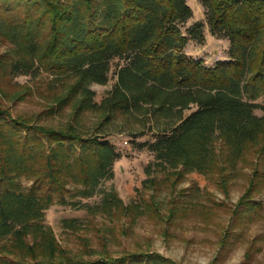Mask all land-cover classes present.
<instances>
[{"label": "trees", "instance_id": "1", "mask_svg": "<svg viewBox=\"0 0 264 264\" xmlns=\"http://www.w3.org/2000/svg\"><path fill=\"white\" fill-rule=\"evenodd\" d=\"M198 2L211 37L229 44L228 59L213 67L184 53L190 41L205 42L204 23L188 26V0H0V41L7 46L0 54V264H173L156 253L75 261L45 223L50 207L75 206L68 196L91 198L113 177L116 147L84 137L73 124L89 111H102L106 121L153 117L157 137L138 145L154 156L146 173L154 167L178 182L190 173L216 176L226 195V172L254 152L257 163L233 215L240 224L264 218L255 200L264 191V106L257 103L264 97V0ZM115 59L123 63L117 82L97 104L90 86L107 84ZM42 74L64 85L49 114L75 111L65 130L14 118L3 107L31 94L17 78ZM105 207L128 210L115 193Z\"/></svg>", "mask_w": 264, "mask_h": 264}, {"label": "rangeland", "instance_id": "2", "mask_svg": "<svg viewBox=\"0 0 264 264\" xmlns=\"http://www.w3.org/2000/svg\"><path fill=\"white\" fill-rule=\"evenodd\" d=\"M188 4L194 15L188 26L204 23L205 42L190 41L185 55L202 60L207 67L227 60L228 42L211 37L198 0H188ZM6 50L7 46L0 41V54ZM121 65L118 59L111 61L107 84L90 86L95 92V103L100 104L111 92ZM55 81L47 74L36 80L19 77L16 82L27 83L31 94L21 102L6 100L2 102L3 107L14 118L65 130L76 114L71 107L60 114H49L55 98L64 92L63 83ZM6 88L8 93L15 92L11 86ZM257 103L264 106V97ZM255 114L263 116L261 111ZM159 123L162 125L165 121ZM73 124L84 137L106 138L116 147L120 158L114 163L113 177L103 180L91 198L68 196V203L75 206L54 205L46 211L45 223L70 258L93 262L105 255L118 258L134 253H156L173 264H264V218L240 224L233 215L252 178L257 163L254 152L233 173L226 172L229 178L226 195L216 176L190 173L178 182L154 167L149 175L146 173L154 156L138 145L151 143L157 137L159 129L153 117L142 113L118 114L106 121L102 111L95 110L83 113ZM215 146L224 161L222 144L217 142ZM110 193H115L128 210L107 209L105 199ZM255 200L264 208V191ZM64 221H73V225L66 226Z\"/></svg>", "mask_w": 264, "mask_h": 264}]
</instances>
